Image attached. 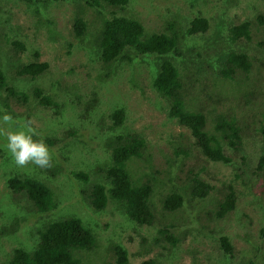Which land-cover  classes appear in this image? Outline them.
<instances>
[{"label": "rangeland", "instance_id": "obj_1", "mask_svg": "<svg viewBox=\"0 0 264 264\" xmlns=\"http://www.w3.org/2000/svg\"><path fill=\"white\" fill-rule=\"evenodd\" d=\"M130 3L132 10L129 16L142 21L148 29L160 31L170 24L167 31L181 37L182 56H171L176 63L184 61L179 63L183 65L181 70H185L187 65L193 71L190 58L196 60L195 65L200 68L196 75L204 82L203 86H208L214 100L199 97L201 84L196 83L195 88H190L193 97L189 104H202L208 115L209 129L212 128L213 115L221 112L243 118L245 127L260 125L264 121V25L261 29L254 27L250 42L233 45L256 58L253 71L247 78L241 77L238 81L220 78L217 70L219 61L216 59L219 50L224 47V51H228L232 45L228 41V26L232 22L249 19L257 21L258 16L264 14V0H130ZM79 4L80 1L76 0L54 2L38 9L21 0H0V7L8 10L4 16L0 14V68L6 71L13 84L18 83L11 77L16 74L12 67V42L21 40L26 43L27 50L19 56V63L32 61V53L37 50L39 60L49 63V70L33 80L21 78L18 84L28 90L34 85L42 86L49 93H55L57 81L65 87L54 94L63 105L58 113L37 104L25 107L5 89L0 90V110L18 117L21 122L31 121V126L50 147L51 166L54 164L61 168L56 174L49 175L48 168L51 167L39 168L31 163L18 167L0 148V222L3 217L10 219L14 214L24 216H21L24 221L22 219L16 231L0 235V263L8 261L16 247L33 248L39 239L36 229L42 222L79 216L97 233L100 243L93 250L81 252L82 264H115L114 244L126 247L129 264H141L149 258L156 259L159 264H234L250 257H254L255 264H264V241L259 236L260 228L264 226V185L261 184L264 174H253L258 157L264 154L260 133L251 138V129L245 128L243 154L247 157L241 153L232 154L234 163L206 159L195 147H191L189 156L183 162H176L171 141L181 139L190 145L192 138L187 128L180 125L177 119L169 117V103L153 87V78L164 57L133 53L131 62L121 60L104 65L97 57L98 41L95 40L99 32L86 39H78L74 35L73 19L81 8ZM81 5L85 19L97 23L92 31L101 27L108 18L103 15L105 9L96 13L83 2ZM200 15L211 19L210 29L205 33L187 35L191 20ZM52 28L56 37L48 32ZM200 62L203 64L200 65ZM211 63L213 66L208 67ZM70 89L80 95L87 107L76 103L75 93ZM122 106L126 110L124 124L110 131L108 127L112 119L109 115ZM85 108L88 110L85 111ZM15 127L3 125L5 132ZM70 127L77 130L76 137L63 141L62 136ZM126 129L142 134L148 142L147 156L131 161L136 176L142 178L141 182L148 177H157L165 180L162 184L170 190L169 179L178 184L185 183L193 168L203 181L216 189L224 191V183H231L237 194L235 209L216 218L214 214L222 193L212 197L215 192H211L204 199L192 201L188 200L190 195H184L182 208L169 213L163 209L165 189L159 185L152 197L157 216L152 225H136L135 221L115 209V202H109L102 211L88 204L82 195V182L75 179L73 171L90 172V179L95 180L97 174L93 166L111 161L107 140L113 132H125ZM180 133L184 136H179ZM55 138H61L62 142L51 144L47 141ZM66 141L70 142L65 153H61L60 148ZM3 143L0 138V144ZM238 168L244 170L241 174L247 171L253 177L242 183L236 177ZM15 172L31 173L45 179L58 201L56 209L45 214L30 211L24 198H18L16 206L8 187V178ZM171 222L177 224L175 234L180 237V243L172 249L164 246L163 241L155 243L158 229ZM220 235H226L231 240L233 256L221 250Z\"/></svg>", "mask_w": 264, "mask_h": 264}, {"label": "trees", "instance_id": "obj_2", "mask_svg": "<svg viewBox=\"0 0 264 264\" xmlns=\"http://www.w3.org/2000/svg\"><path fill=\"white\" fill-rule=\"evenodd\" d=\"M25 4L46 8L54 2H67L74 0H21ZM80 10L75 14L73 19L74 35L78 39H86L90 35L94 36L98 31L95 42L98 41L97 57L104 65L112 64L115 61L123 60L131 62L133 58L131 54H159L163 56V61L159 64L157 75L153 78V87L159 95L166 99L170 105L168 115L170 118L177 119V122L187 128L192 138V144L188 145L181 139L171 141L173 144L174 156L176 162L181 163L185 160L191 151V147H195L199 153L206 159L214 162L234 163L232 154L245 151L244 136L245 128H250L252 132L251 138L256 137L260 133L262 139V148L264 147V121L260 125L253 124L245 127L243 118H239L234 114H225L224 112L213 115L211 121L212 128L208 127V115L201 105L194 106L192 102L190 88H195V84H201L199 97L208 100H214L207 85L203 86V81L196 75L200 71L197 67L196 60L190 58L193 65L192 70L186 65L185 70H181L183 65L175 62L171 56H182L181 37L177 33L168 32L167 24L164 30L148 29L146 25L130 15L132 6L130 0H76ZM81 2L97 11L105 9L103 15L108 18L101 27L94 30L95 22H88L82 15ZM8 10L6 7H0V14L4 16ZM4 21H7L4 18ZM264 25V14L258 16L257 21L245 20L242 22H232L228 26V41L232 44L228 51L219 50V56L216 53V59L219 61L218 74L225 81H238L241 77H248L253 71L256 58L248 51L236 49L233 45L238 43L246 44L253 38L254 27L261 29ZM227 26V25H226ZM52 27V26H51ZM211 27V19L200 15L194 17L190 22L189 31L186 34H200L207 32ZM222 28H224L221 25ZM52 37H56V33L52 29H48ZM224 38V37H222ZM11 57L13 60L12 67L16 74L11 75L13 80L20 83L21 78H29L31 80L42 77L49 70V63L39 60V52L33 51V60L28 63H19V56L27 50L26 43L21 40H14ZM263 45L262 42L259 43ZM193 47H191L192 49ZM189 51V53H191ZM173 53L174 55H171ZM1 55V52H0ZM203 63L200 62V65ZM212 67L213 64H208ZM158 68V67H157ZM6 71L0 68V90L5 89L8 94L19 101L25 107L33 104L51 108L55 113L62 109V103L54 97L59 90L65 89L64 85L57 81V89L55 93H49L42 86L34 85L30 90L23 89L18 83H12L11 78L6 75ZM187 78V80L185 79ZM236 79V80H235ZM187 86L189 88H187ZM74 92L72 89H70ZM197 90V89H194ZM193 91V90H192ZM76 103L87 107L82 102L80 95L74 92ZM195 96L197 94H194ZM96 100V99H95ZM92 101V100H91ZM87 102V101H86ZM88 109L85 108V111ZM83 116V114H82ZM109 117L112 124L108 127L110 131H115L124 124L126 119L125 108H115ZM248 124V123H246ZM77 130L70 127L63 136L62 140L75 138ZM179 136L183 137V133ZM188 136H185L186 138ZM61 138L54 140L47 139L51 144L62 142ZM71 141V140H70ZM70 141L63 142L60 148L61 153H65L66 147ZM107 145L111 148V161L108 164H96L93 171L97 174L95 180L90 179V172L73 171V176L81 184L82 195L88 204L102 211L109 202H115L116 210H119L127 218L136 222V225H152L157 216L153 210L152 197L157 191V186L165 189L163 198V209L169 213H175L181 209L185 196H189L188 200L204 199L211 192L217 194L222 193V198L218 200L216 206V218H221L227 213L235 209L237 194L231 183L225 184L223 188L216 189L201 178L199 172L193 168L189 172L185 183H177L174 179H169L171 184L170 190L165 188L162 182L165 180L157 177H148L147 180L141 182L142 178L137 177L133 171V159L145 158L148 148L147 139L140 133L126 129L119 133L113 132V136L107 140ZM260 151V152H261ZM59 165L48 168L49 175H54L61 170ZM248 166H245V170ZM238 168L236 177L247 183L254 176L264 174V154L258 157L256 167L249 175L246 171ZM16 173V172H15ZM51 173V174H50ZM147 174L146 172L144 173ZM148 176H154L148 175ZM245 177V179H244ZM243 178V179H242ZM157 181V182H156ZM252 181V180H251ZM264 185V182L261 183ZM8 187L13 196L15 205H18L17 199L23 200L28 205L30 211L39 213H48L58 206V201L54 191L45 179L38 178L35 175L16 174L8 178ZM168 190V191H167ZM217 191V192H216ZM14 214L10 219L3 217L0 222V235L13 233L19 228L20 222L24 221V216ZM176 223H168L158 229V235L155 237L156 242H164V246L175 248L180 243V237L175 234ZM39 239L33 248L26 249L24 246L16 247L12 250L11 257L8 261H1L0 264H82V251L93 250L98 244L97 233L84 223L82 218L77 216L62 217L52 221L42 222L37 229ZM259 236L264 241V226L260 228ZM221 250L230 256L234 255V246L226 235L219 237ZM163 246V245H162ZM115 264H129V252L121 244H114ZM106 263V262H105ZM106 264H110L106 263ZM141 264H159L154 258L143 260ZM234 264H255L254 257L238 261Z\"/></svg>", "mask_w": 264, "mask_h": 264}, {"label": "clouds", "instance_id": "obj_3", "mask_svg": "<svg viewBox=\"0 0 264 264\" xmlns=\"http://www.w3.org/2000/svg\"><path fill=\"white\" fill-rule=\"evenodd\" d=\"M3 125H16V127L14 130L5 132ZM0 138L4 140L0 148L7 152L16 166L23 167L31 163L39 168L51 167L50 147L31 126V121L21 122L18 117H13L11 113L0 110Z\"/></svg>", "mask_w": 264, "mask_h": 264}]
</instances>
